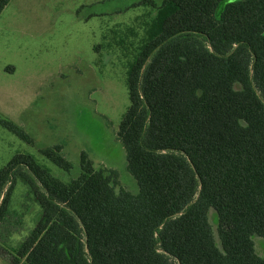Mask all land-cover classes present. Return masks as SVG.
Instances as JSON below:
<instances>
[{
    "label": "trees",
    "instance_id": "trees-1",
    "mask_svg": "<svg viewBox=\"0 0 264 264\" xmlns=\"http://www.w3.org/2000/svg\"><path fill=\"white\" fill-rule=\"evenodd\" d=\"M10 0H0V13ZM156 13L127 70L116 138L138 193L79 153L64 183L27 154L0 169L41 214L7 264H264V0H139ZM0 125L32 139L0 116ZM62 145L41 149L69 172Z\"/></svg>",
    "mask_w": 264,
    "mask_h": 264
},
{
    "label": "rangeland",
    "instance_id": "rangeland-1",
    "mask_svg": "<svg viewBox=\"0 0 264 264\" xmlns=\"http://www.w3.org/2000/svg\"><path fill=\"white\" fill-rule=\"evenodd\" d=\"M157 6L163 0H152ZM139 0H10L0 13V116L22 129L27 143L0 125V169L30 155L58 180L80 173L84 151L95 168L115 170L119 186H138L126 170L118 125L129 100L127 70L156 10ZM62 145L71 170L50 163L41 149ZM41 214L29 188L15 178L0 248L13 253ZM264 258V240L253 238ZM0 264L7 261L0 255Z\"/></svg>",
    "mask_w": 264,
    "mask_h": 264
}]
</instances>
